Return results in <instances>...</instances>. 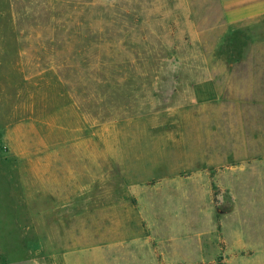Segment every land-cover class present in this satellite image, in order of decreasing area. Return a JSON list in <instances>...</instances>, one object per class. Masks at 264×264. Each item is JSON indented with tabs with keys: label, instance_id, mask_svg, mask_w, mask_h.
<instances>
[{
	"label": "rangeland",
	"instance_id": "374dc122",
	"mask_svg": "<svg viewBox=\"0 0 264 264\" xmlns=\"http://www.w3.org/2000/svg\"><path fill=\"white\" fill-rule=\"evenodd\" d=\"M183 1L0 0V264H264V16Z\"/></svg>",
	"mask_w": 264,
	"mask_h": 264
},
{
	"label": "crops",
	"instance_id": "0c3cea01",
	"mask_svg": "<svg viewBox=\"0 0 264 264\" xmlns=\"http://www.w3.org/2000/svg\"><path fill=\"white\" fill-rule=\"evenodd\" d=\"M227 3V2H226ZM187 7L189 2L183 1ZM233 14L236 15L235 20H256L259 16H264V0H232L231 1ZM195 36V33H191Z\"/></svg>",
	"mask_w": 264,
	"mask_h": 264
}]
</instances>
